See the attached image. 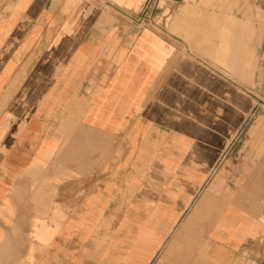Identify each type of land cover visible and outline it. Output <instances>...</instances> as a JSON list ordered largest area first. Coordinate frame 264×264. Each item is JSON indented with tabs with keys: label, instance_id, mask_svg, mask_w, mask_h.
I'll list each match as a JSON object with an SVG mask.
<instances>
[{
	"label": "crops",
	"instance_id": "0c3cea01",
	"mask_svg": "<svg viewBox=\"0 0 264 264\" xmlns=\"http://www.w3.org/2000/svg\"><path fill=\"white\" fill-rule=\"evenodd\" d=\"M150 1L0 0V264H120V212L130 204L134 217L144 211L135 208L140 114L197 138H170L156 160L154 131L143 139L140 201L153 203L165 182L163 202L172 205L148 208L145 227L134 229L126 264H146L162 226L178 221L213 171L215 148L237 131L239 114L228 107L225 87L216 90L213 67L189 57L191 47L184 54L167 27L137 25L140 14L150 18ZM204 1L213 5L208 19L223 20L216 50L248 49L257 59L253 75L241 70L239 80L225 78L264 101V0ZM184 14L175 11L177 29ZM231 61L237 66L238 56ZM254 131L264 132L261 122ZM250 137L237 167L216 172L185 221L206 235L213 264H264V139ZM176 141L181 171L194 168L188 179L170 177ZM212 204L223 208L206 222Z\"/></svg>",
	"mask_w": 264,
	"mask_h": 264
},
{
	"label": "rangeland",
	"instance_id": "374dc122",
	"mask_svg": "<svg viewBox=\"0 0 264 264\" xmlns=\"http://www.w3.org/2000/svg\"><path fill=\"white\" fill-rule=\"evenodd\" d=\"M188 5L187 10L184 6ZM222 6V5H221ZM217 8L220 5H216ZM213 8V5L207 3L204 0H200V2H196V0H186L183 2L172 3L169 5H165V3H158L150 1L145 11L151 9L152 14L150 18L144 20V14H140L137 17L136 23L139 26L151 25L156 28H164L167 27L169 31V38H172L175 41V34H177V44L183 49L184 54L188 55L187 47L192 48V54L188 55L192 59H202L209 63L213 68L211 70V75L215 80V88L216 90L219 86L222 88V85L225 87V93L227 95V105L234 112L238 113L239 116L235 123L238 124V129L234 133V135L230 138L227 145L225 147H216L215 150L217 152V157L214 161L213 171L207 177V180L203 181V186L197 195L194 197L193 201L181 215V217L174 224H171V220L167 222V225H163L158 240H161L159 247L149 259L146 264H213L211 262L209 245L207 246L206 235H202L198 233V230H194L195 227L193 225L186 223L191 222L193 219L192 211L197 202L203 196L204 192L207 190L209 185L211 184L213 178L217 171L221 170L225 167L226 170H231L232 168L237 167V162L239 159L238 150L246 138L251 136V139H264V132H250L252 126L257 121L261 122L264 126V101L255 100L251 94L247 91L243 90L238 85L230 83L229 80L225 78L231 77L234 80H239L240 71L243 70L245 72H249V75H253L256 68L257 59L254 57V54L250 52L248 49H244L242 51L238 50V52L234 51H225L224 53L218 52L216 49L220 46L222 47L221 40L223 30V20H214L208 19L209 9ZM183 9L184 16L188 17L184 19L180 27L176 28V20H175V11L181 12ZM161 11L163 14L161 15ZM173 13V15H171ZM146 14V13H145ZM211 15V14H210ZM149 17V16H148ZM233 47H235L233 45ZM240 46H237L239 48ZM181 49V50H182ZM223 55L226 57L223 59ZM231 55L238 56L239 61L238 65H230ZM198 57V58H197ZM242 78V77H241ZM216 96L220 101H223V98L218 95L216 92ZM191 102H195L194 99H189ZM172 110L177 114V117L182 115V111L178 109V107H173ZM206 111L212 113L210 108H206ZM185 117L190 121H195V116L191 113H185ZM140 122L143 132H136V205L135 208L142 207L144 211L142 212L140 217H134L133 205H126L125 207L129 208V211H121L120 212V227L118 229L119 234V242H120V253H119V261L120 264H126L129 260L127 255L131 256V241L134 238V229L135 231H141L142 228L145 227L147 223V219L149 218L150 211L147 209L150 208H166L171 207V204H165L163 202V193L167 191L169 184L168 183H160V185L155 189L153 203H143L140 201L141 193L138 188L139 185L143 182L142 177L140 176L141 172L139 171L140 164L137 163L139 160V153L142 150V144L144 142V137L150 133V131H154V139L153 144L156 146L152 147V160H156L159 158L160 152L163 149L161 147L162 144H165L170 138H178L179 136H183L186 140L191 142H195L197 138H195L192 134L182 133L176 127L166 126L163 123L153 119L150 122L147 121V118L142 114L136 117V124ZM187 142V144H189ZM176 147L171 146L170 151L172 152L173 157V167L170 177L178 179L179 176L184 175L187 179L191 176L194 168L191 165H187L185 170L181 171V164L178 162L177 150H179L180 146H178V141H176ZM185 154L190 151V147L184 148ZM148 168V166H147ZM146 168V169H147ZM127 169L126 163H121V172ZM122 198V197H121ZM179 203V202H178ZM124 206L121 205V208ZM199 205L194 209L195 213L198 209ZM218 208V209H217ZM223 208V206H222ZM221 206L211 205L208 207L206 216L204 220L208 222V220L213 217L215 211H222ZM229 209V208H228ZM224 213L229 214L230 211H225ZM237 217H240V212L235 211ZM225 214L222 215L219 219V224L224 226H228L229 221H226L224 217ZM187 219V220H186ZM261 219L264 220V212L261 214ZM196 221V219H195ZM225 221V223H224ZM135 224V225H134ZM171 224V225H170ZM209 226V225H208ZM198 228H200L198 226ZM207 228V227H205ZM208 229V228H207ZM170 230V231H169ZM117 230L114 229V235ZM176 240V241H175ZM135 241V240H134ZM175 241V242H174ZM135 242H139V239L136 238ZM128 259V260H127Z\"/></svg>",
	"mask_w": 264,
	"mask_h": 264
},
{
	"label": "bare ground",
	"instance_id": "6f19581e",
	"mask_svg": "<svg viewBox=\"0 0 264 264\" xmlns=\"http://www.w3.org/2000/svg\"><path fill=\"white\" fill-rule=\"evenodd\" d=\"M166 147V146H165ZM165 151V150H164ZM186 160H187V158H186ZM173 163V162H172ZM172 168V167H171ZM159 169H162V168H159ZM204 174V173H203ZM184 177V176H183ZM203 178V177H202ZM201 179V178H200ZM191 180V179H190ZM151 185V184H150ZM175 189V188H174ZM188 190V189H187ZM147 192V191H146ZM191 196V195H190ZM152 197V196H151ZM176 199H178V198H176ZM180 200H181V198H180ZM173 201V200H172ZM181 202V201H180ZM182 203V202H181ZM186 203V202H185ZM183 204V203H182ZM175 207V206H174ZM185 207V206H184ZM179 209V208H178ZM174 213V212H173ZM153 215V214H152ZM149 222V221H148ZM158 226V225H157ZM151 231H153V230H151ZM138 233V232H137ZM158 235H159V233H158ZM141 241V240H140ZM145 263V262H144Z\"/></svg>",
	"mask_w": 264,
	"mask_h": 264
}]
</instances>
